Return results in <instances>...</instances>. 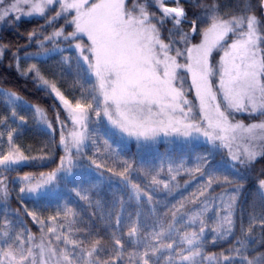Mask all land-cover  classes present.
<instances>
[{"label":"snow or ice","instance_id":"6c2138e0","mask_svg":"<svg viewBox=\"0 0 264 264\" xmlns=\"http://www.w3.org/2000/svg\"><path fill=\"white\" fill-rule=\"evenodd\" d=\"M186 2L204 10L190 19L181 0H172L174 7L167 6L168 0H91V3L89 0H0L2 28L13 25L18 28L22 18L35 17L44 19L42 29L60 20L71 27L68 32L64 26L56 27L51 34L35 29L29 31L24 47L35 43L40 51L25 52L24 56L63 53L64 48L57 41L62 38L68 42V47L78 53L74 86L80 88L84 101L73 103L66 98L56 83L42 74L38 64L22 66L20 47L13 51L10 42L0 39V61L6 53L10 54L12 62L8 67H14L22 76L31 74L49 95L54 94L66 111V120L73 125L65 136L67 124L60 121L56 113L61 125L59 143L65 156L53 171L41 173L39 179L31 174L18 176L22 184L19 193L23 194L18 199L23 203L24 196L39 199L54 195L63 185L86 206L82 208L65 200L57 206L54 215L46 218L48 224L36 211H29L25 206V215L40 226V242L26 246L35 240L27 228L13 232L5 227L0 231V264H205L217 259L216 254H206L205 247L230 237L236 239L239 247L234 244L227 250L229 254L221 253L218 264H264V253L252 247L256 240L253 228L257 223L264 228V210L259 216L255 212L249 214L247 228L240 218L239 237L234 219L247 180L245 173L259 159H264V119L247 125L242 121L232 123L230 119V116L234 119L233 112L264 117V16H257L255 11L257 7L264 10V0H258L256 5L251 0H243L241 12L227 18L215 2L209 6L196 0ZM151 6H155L160 15L150 12ZM198 22L207 27L199 29ZM167 23L172 27L167 28ZM185 23L190 25V31L182 27ZM193 34L201 35L202 42L187 47ZM48 41L52 42L51 48L45 46ZM178 44L185 45L183 51ZM213 49L223 52L215 68L210 60ZM181 56L191 63H178L177 58ZM63 63L70 64L71 57L64 56ZM178 69L191 73V84L199 101L195 112L193 102L174 86ZM79 72L95 78L90 87L86 88L80 81ZM213 76L218 77L216 91H213ZM0 95L10 107L11 116L25 124V117L16 111L21 97L3 89ZM218 95L225 110H221ZM102 116L122 138H134L139 149L167 138H172L167 140L169 143L176 140L192 143L203 138L213 150L227 148L235 176L217 174L208 167L211 151L198 156L192 167L181 162L175 167L169 163L153 169L120 156L104 140L106 148L111 149L112 166L105 169L110 175L99 171L97 180L88 186L69 187L74 170L88 167L87 161L97 170L101 168L95 159L87 156L85 148L89 143L97 144L99 129L90 130L89 124L99 123ZM34 119L55 131L47 112L39 106H34ZM7 120L8 117H0V124L8 127ZM18 130L19 125L8 127L9 148L7 152H0V204L5 210L12 192L8 176L3 173L16 171L13 166L21 163L46 159L24 154L13 140ZM238 131L246 143L242 151H233L231 142L236 140ZM4 136L5 132L0 131V137ZM181 171L191 177L199 173L206 180L195 192L170 206L155 200L156 192L172 195L180 187L177 176ZM133 173L147 180L146 187L133 179ZM162 174L168 179H161ZM114 179L125 191L112 192V200L108 202L100 195L99 186L111 185ZM188 183L185 181L184 186ZM213 184L221 186L223 191L216 195L209 193ZM256 190L264 202V178L257 179ZM197 202L201 205L199 210H186L188 204ZM160 204L166 209L162 214L165 219L158 213ZM128 206L134 207L126 213ZM14 211L19 213L20 210ZM86 211L98 218V224L83 220L82 213ZM18 222L24 225L22 219ZM10 223L5 215L4 225ZM100 228L107 233L108 241L97 238ZM25 232H28L26 237ZM82 234L87 239H81Z\"/></svg>","mask_w":264,"mask_h":264},{"label":"trees","instance_id":"16d2710c","mask_svg":"<svg viewBox=\"0 0 264 264\" xmlns=\"http://www.w3.org/2000/svg\"><path fill=\"white\" fill-rule=\"evenodd\" d=\"M196 2L206 6H209L213 2H215L219 5L221 14L225 15L226 17L228 15L239 14L242 10L241 5L243 4V0H196ZM181 3L186 8L190 19L195 18V15L200 14L204 10L203 8L194 7L193 4L186 2V0H181ZM251 3L253 5H256L258 4V0H251ZM168 4L172 5L174 3H172V0H168ZM149 11L155 12L156 15H160L155 6H151L149 8ZM255 11L257 16H263V10L257 7ZM44 24V19L40 17H35L31 20L22 19L18 28L15 25H13V28H2L0 39H2L5 43L10 42L13 51H15L17 47H20L19 54L22 57L21 65L27 66V64L31 63L38 64L42 74L46 78L54 81L57 87L66 96V98L75 103L76 100H81V90L78 86H74L78 76V69L76 66L77 55L74 50L70 49L69 47H64L63 53L50 52L46 56L27 57V60L25 59V52L35 53L40 51L39 46L35 43L29 44L26 48L24 47V45L26 44L27 33L29 31L35 29L38 31H43L44 34H51V32L56 27L60 26L65 27V32L72 30L71 27L64 25L63 20L58 21L53 26H47L42 29L41 26H43ZM206 26L207 25H202L198 22L199 29L202 30ZM166 27L171 28V23H167ZM182 27L186 31H190L189 24L185 23L182 25ZM85 42L87 43L86 40ZM45 46L51 48L52 43L46 44ZM215 53L217 56L214 55ZM215 53L213 54V60H217L220 55L219 51H216ZM64 56L71 57L70 64L63 63ZM10 62H12V57L10 54L6 53L3 61H0V89L16 92L17 95L21 97L22 101H25L26 104L29 105L28 106L23 102H19L17 103L16 108L18 114L25 117L26 123L21 124L18 119L13 120V118L11 117L10 107L3 102H0V117H8V127H17L19 125L18 133L14 135L13 140L14 143L20 145L21 150L25 155L37 157L44 156L46 157V159H44L43 161L21 163L18 166H13L16 168V171L3 173V175L8 176L7 182L12 194L8 201L7 210H5L3 204H0V231H2L5 227L10 228L13 232L23 231L24 228H27L28 232L33 234L35 237H39L41 236L39 230L40 226L36 224L31 217L25 215V206L29 211H36L38 215L45 219L46 224L50 223L46 218L50 215H54L57 206L62 204L65 200H68L69 202H75V204H79L82 208L86 206L83 201H79L75 194L70 192L68 188H65L63 185L54 195L41 197L39 199L24 196L23 203H21V201L18 199L19 196L23 195L19 193V187L22 186V184L19 179V181L14 179L25 174H31L32 177L38 178L40 177L41 173H49L53 171L58 166L60 158L63 157L64 152L59 144L60 130L58 121L56 120V113L57 110H60V103L58 102L57 98H55L54 94L49 95L48 91L44 87L40 86L36 80L31 78V74H29V76H22L15 70L14 67L9 68L8 64ZM181 75V83L183 84L188 99L190 100L192 98V92H190V89L187 87L190 81L189 77L184 71L181 73ZM79 79L82 83L85 84V87L87 88L90 87V83L94 81L95 78L86 77L83 72H79ZM86 95L87 93H85V96ZM81 102L84 101L81 100ZM192 102L194 105L195 102H197L195 97ZM34 106H39L47 112L48 119L52 122V128L55 129V131L46 128L45 126L40 124L37 119H34ZM257 117L258 116H254V119ZM8 127H6L4 124H0V131L5 132V136L0 137V152H7L9 148L7 142ZM2 128H4L5 131L2 130ZM89 128L104 131L103 136L97 135L99 136L97 138V144L102 149L94 152L93 148H95L97 144H91L88 148H86L87 156L95 159L96 162L101 165V168L97 170L94 165L90 164V161L86 162L82 160V162H86L89 165L88 167H84L82 170V172H86L85 175L87 177L82 172L77 171V173H75L76 175H74L72 185H69L70 187L75 184H83L85 186H88L89 184L97 180L99 171H104L105 176L110 175L105 171V169L112 166V159L109 156L111 149L106 148L103 143L104 140H107L108 143L112 146V149H115L120 154V156L134 160L137 165L153 169L160 167L161 163L163 161H166L168 158L172 160L174 159L177 164H180V161L183 160L186 167H192L197 162L198 156L205 155L208 150L211 151L209 149V146L195 144L192 145L193 147L189 150H180L178 152H176V149L168 150V154L166 155L161 151L163 148V144H160L158 149L153 148L149 150L150 152L139 154L134 149L135 146L133 144L127 145L119 142V132L109 126L103 116L101 117L99 123L89 124ZM221 157V153H217L214 157H212L211 154V156H209L210 164L208 165V167L214 169L217 174L222 173L229 176H235V171L231 167H229V165L227 166V164H225L221 160ZM245 175L247 176V180L245 181V187L238 200V206L234 214V219L237 220V237L240 236V218L242 217L243 225L245 228H247L249 226V214L255 212V214L259 216L261 211L264 210V202L261 201L256 190L257 179L264 178V159H259L253 166V168L247 171ZM160 178L168 179V176L162 174ZM133 179L137 183H141L142 187H146L147 180L143 176L133 173ZM205 180L206 177L201 176L199 173L195 174L194 177H191L188 173L183 172L179 176H177V181L179 182L180 187L176 191H174L172 195H167L166 192H156L154 194L155 200L166 202L170 206L171 204L176 203L182 197H185V195L188 197L191 192H195L198 186L200 184H203ZM185 181H189V184L193 183V186L190 188L185 187ZM194 183L196 185V188L194 186ZM193 189L195 191H192ZM116 190H120L122 192L125 191L117 185L115 179L111 185H109L108 183H104L102 186H99L100 195L108 202H111V194ZM229 190L231 189L229 188ZM149 191L151 190L149 189ZM222 191L223 189L221 188V186L216 184H213L212 189H209V193L213 195L220 194ZM174 194L176 195V198H178L176 199V201L172 198ZM200 199L203 200L204 198L200 197ZM75 204H73V206H75ZM199 205V202H197L195 205L188 204L186 206V210H195L194 208H198ZM133 207L134 206H128V208H126V213L127 211L133 210ZM157 207L158 213L161 215V219H165V217H163L162 215L166 211V209L163 207V204H160ZM14 209H19V213L15 212ZM5 215L11 222L8 226L4 225ZM82 218L85 222H88L92 225L98 224V218L91 216L90 212H83ZM124 218L126 219V214ZM20 219L24 221V225H21L18 222ZM124 231L126 232L127 229H124ZM28 232H25V237L27 236ZM253 234L256 240L252 247H255L258 252L264 253V243H261V240L264 239V228H262L259 223H257L253 228ZM93 235H96V233H93ZM80 238L87 239V237L83 234ZM97 238H103L104 241H108V235L103 228L99 229ZM234 244H236V239L230 237L227 241L221 243L208 244L205 247L204 252L206 254H216L217 259L212 264H218L220 254H229L227 250ZM30 245L31 242H28V244H26V246ZM236 246L239 247L238 244H236Z\"/></svg>","mask_w":264,"mask_h":264},{"label":"rangeland","instance_id":"374dc122","mask_svg":"<svg viewBox=\"0 0 264 264\" xmlns=\"http://www.w3.org/2000/svg\"><path fill=\"white\" fill-rule=\"evenodd\" d=\"M89 2L91 3V0H89ZM170 6H175V4H173V5H170ZM183 6V5H182ZM184 7V6H183ZM225 18H227L226 16H225ZM23 19V18H22ZM14 26H11V27H9V28H13ZM207 27V26H206ZM186 31V30H185ZM1 32H2V27H0V35H1ZM40 38H42V36L40 37ZM202 39H203V37L201 36V35H199V34H193L192 36H191V38H190V41H189V43L186 45L187 47H191L193 44H200L201 42H202ZM61 40V41H60ZM60 40H58L57 41V43L60 45V47H62V48H64V47H68V42H66V41H63L62 40V38L60 39ZM60 41V42H59ZM52 42L51 41H48V42H46V44H51ZM37 46V45H36ZM177 47H180L181 48V50L183 51L184 50V48H185V45H183V44H178L177 45ZM70 49H72V50H74L75 51V53H76V55H78V53H77V51H76V49L75 48H70ZM216 51H219L220 52V55H219V57L217 58V60H213V54L216 52ZM87 54V53H86ZM172 55H174L175 53L173 52V53H171ZM193 55H195V53L193 54ZM215 56H217L216 55V53L214 54ZM223 55V52L222 51H220L219 49H213V51H212V55H211V57H210V60H211V63H212V65H213V67L215 68V67H218V64H219V61H220V58H221V56ZM42 56H46V55H40V57H42ZM36 57H39V56H36ZM26 60H27V57L25 58ZM177 61H178V63H181V64H184V63H191V61H186L185 60V58L183 57V56H181V57H178L177 58ZM186 72V74L188 75V77H189V84L191 85H189L188 84V88L190 89V92H192V94H191V99L189 100L188 99V96H187V94H186V91H185V89H184V86H183V84L181 83V79H182V75H181V73L182 72ZM211 79H212V81H213V91H216L217 90V84H218V77L217 76H213V77H211ZM191 80H192V78H191V73H189V72H187V70L186 69H178L177 70V79L174 81V86L175 87H177V88H180L183 92H184V95H185V97L189 100V101H193V99H194V97L196 98V96H195V88L194 87H192V84H191ZM187 89V88H186ZM4 98H3V96L2 95H0V102L2 103H4V104H6L5 103V101L3 100ZM58 100V99H57ZM218 100H219V102L221 103V110H225V105H224V103H223V101L222 100H220V98H219V95H218ZM196 101L197 102H195V105H197L198 103H199V101L196 99ZM19 102H23L25 105H28V104H26V102L25 101H22V99L20 100V101H18L17 103H19ZM58 102L60 103L59 105H60V110H57V112L59 113V118H60V121H65L66 122V124H67V128L65 129V136H67L68 135V131L69 130H71L72 128H73V125L71 124V122L70 121H67L66 120V111L63 109V105H62V103L58 100ZM209 103H215V102H212V101H210ZM24 105V106H25ZM194 105V104H193ZM195 105H194V107H195ZM29 106V105H28ZM186 107V106H185ZM195 109L196 108H194V112H195ZM233 116H234V119H232V117L230 116V119H231V122L232 123H235V122H237V121H242L245 125H247V124H250V123H254V122H259L261 119H264V117H257V118H255L254 119V116H249L247 113H244V112H233ZM12 117V116H11ZM13 118V120L14 119H17V118H15V117H12ZM106 119V118H105ZM106 121H107V119H106ZM107 124H109L108 123V121H107ZM58 126H59V130H60V123L58 122ZM109 126H111L110 124H109ZM78 127V126H77ZM112 127V126H111ZM113 128V127H112ZM90 129V128H89ZM115 129V128H114ZM2 130H4L5 131V129L4 128H2ZM91 130V129H90ZM115 130H117V129H115ZM118 131V130H117ZM103 134H104V131H99V136H103ZM99 136H97L96 138H98ZM119 137H120V140H119V142H121V143H124V144H127V145H131V144H133L135 147H134V149L136 150V152L137 153H147V152H150L149 150L150 149H153V148H156V149H158V147H159V145L160 144H163V148H162V152H164L166 155L168 154L167 153V151L168 150H171V149H176V152H178V151H180V150H189V149H191L193 146L192 145H199V144H202V145H206V146H209V149L211 150V154H212V157H214L217 153H221L222 154V157H221V160L225 163V164H227V166L229 165V167H231V160H230V156L228 155V149L227 148H220L219 150H213L212 148H211V145H209V144H207V143H205L204 142V139L203 138H201L199 141H196V142H192V143H183V142H181L180 140H176V142L175 143H169V142H167V140L168 139H172V138H167V139H163L160 143H157V144H155V145H153V146H151V147H148V148H146V149H139V148H137V146H136V141H135V139L134 138H127L126 136H124L123 138H122V136H121V134L119 133ZM236 140H234V141H232L231 142V147H232V150L233 151H242V148H243V146H244V144L246 143V141L245 140H243V139H241L240 137H241V134L239 133V131L236 133ZM219 143V142H218ZM60 144V143H59ZM89 145H91L90 143L88 144V146L86 147V148H88L89 147ZM61 146V145H60ZM61 148L63 149V147L61 146ZM86 148H85V151H86V153H87V150H86ZM100 149H102V148H100L99 147V145L97 144L96 145V147L95 148H93V151L94 152H96V151H98V150H100ZM64 152V151H63ZM73 152H74V150H73ZM208 153H209V150H208V152H206V154L205 155H208ZM63 156H65V153L63 154ZM211 156V155H210ZM166 160V159H165ZM82 162V161H81ZM180 162H183L184 163V161L182 160V161H180ZM169 163H171L174 167L176 166V165H178L176 162H175V160L173 159H170V158H168L166 161H163L162 163H161V165L163 164V165H165V166H167V164H169ZM82 170H83V168H78V169H75L74 170V175H76L75 173H77V171H79V172H82ZM84 175L86 174V172H82ZM181 173H183V171H181ZM86 176V175H85ZM87 177V176H86ZM40 177H38L37 179H39ZM14 180H18L17 178L16 179H14ZM19 181V180H18ZM8 183V182H7ZM174 183V182H173ZM62 186V185H61ZM60 186V187H61ZM193 186V183H188L187 184V186L186 187H192ZM194 186H195V188H196V185H195V183H194ZM70 187V186H69ZM59 189H57V191H58ZM192 191H195L194 189L192 190ZM187 192H188V190H187ZM185 197H187L186 195H185ZM173 199H175V201H176V199H178V198H176V195L174 194L173 195V197H172ZM219 203V201H217V204ZM201 207V205H199V207L198 208H194L195 210H199V208ZM194 210V211H195ZM209 215H211V213H209ZM184 229H181V231H183ZM190 230V229H189ZM40 238H41V236H39V237H35V240H33V241H31V244H34V243H39L40 242ZM31 246V245H30ZM213 262H215V260H213V261H205V264H212Z\"/></svg>","mask_w":264,"mask_h":264},{"label":"water","instance_id":"95a60500","mask_svg":"<svg viewBox=\"0 0 264 264\" xmlns=\"http://www.w3.org/2000/svg\"><path fill=\"white\" fill-rule=\"evenodd\" d=\"M167 6H169V5H167ZM169 7H174V6H169ZM263 14H264V10H263Z\"/></svg>","mask_w":264,"mask_h":264}]
</instances>
